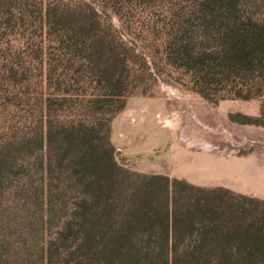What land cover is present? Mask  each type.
Masks as SVG:
<instances>
[{"label": "trees", "instance_id": "obj_1", "mask_svg": "<svg viewBox=\"0 0 264 264\" xmlns=\"http://www.w3.org/2000/svg\"><path fill=\"white\" fill-rule=\"evenodd\" d=\"M175 73L210 100L264 94V19L248 0H0V207H39V264H264V198L116 159L115 114Z\"/></svg>", "mask_w": 264, "mask_h": 264}, {"label": "rangeland", "instance_id": "obj_2", "mask_svg": "<svg viewBox=\"0 0 264 264\" xmlns=\"http://www.w3.org/2000/svg\"><path fill=\"white\" fill-rule=\"evenodd\" d=\"M248 1L264 19V0ZM172 75L153 82L147 94L129 96L113 117L117 161L138 172L264 198V125L255 120L264 94L234 97L221 85L210 100ZM21 201L11 210L0 207V264L38 261L41 211Z\"/></svg>", "mask_w": 264, "mask_h": 264}]
</instances>
